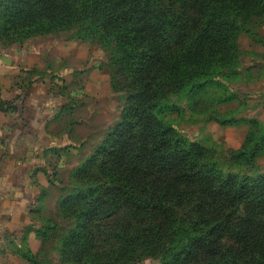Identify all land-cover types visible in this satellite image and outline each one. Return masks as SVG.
I'll return each mask as SVG.
<instances>
[{
  "label": "trees",
  "instance_id": "obj_1",
  "mask_svg": "<svg viewBox=\"0 0 264 264\" xmlns=\"http://www.w3.org/2000/svg\"><path fill=\"white\" fill-rule=\"evenodd\" d=\"M263 24L264 0H0L1 46L62 33L98 43L125 93L58 203L66 225L45 218L37 232L45 244L59 232V264H264V172L253 170L264 122L246 120L243 144L225 157L169 118L183 111L173 97H187L224 125L245 120L217 106L237 99L228 83L240 73L239 36L264 45Z\"/></svg>",
  "mask_w": 264,
  "mask_h": 264
},
{
  "label": "rangeland",
  "instance_id": "obj_2",
  "mask_svg": "<svg viewBox=\"0 0 264 264\" xmlns=\"http://www.w3.org/2000/svg\"><path fill=\"white\" fill-rule=\"evenodd\" d=\"M257 33L264 36V24ZM238 43L240 73L228 83L237 99L218 105L217 110L245 120L224 125L201 114V109L192 110L187 97H173L183 111L169 114L183 133L225 157L243 144L250 128L246 120L264 122V45L247 33H241ZM111 58L110 50L77 40L71 33L0 45V101L14 106L11 112L0 111V144L18 154L15 160L22 162L19 169L15 166V175L29 183L26 193L33 197L28 198L32 223L25 232L0 233V264H59V232L46 244L37 232L45 218L66 225L57 206L76 186L74 169L94 152L122 114L125 93L112 88ZM204 102L202 98L200 104ZM24 153L28 159L22 158ZM254 169L264 172V154ZM9 172L13 177L12 168ZM32 230L38 244L34 250L27 234ZM27 248L33 256L30 261L20 254ZM136 264H159V260L148 258Z\"/></svg>",
  "mask_w": 264,
  "mask_h": 264
},
{
  "label": "crops",
  "instance_id": "obj_3",
  "mask_svg": "<svg viewBox=\"0 0 264 264\" xmlns=\"http://www.w3.org/2000/svg\"><path fill=\"white\" fill-rule=\"evenodd\" d=\"M17 156L18 154L13 153L10 148L4 150L2 144H0V233L2 232V234L9 230L22 235L25 232L24 229H27L32 223L28 198L33 197L26 193L29 183L15 175L18 173L15 166H18L19 169L22 162L21 160H15ZM22 158L28 159L29 154H22ZM26 161L23 162L26 164L28 163ZM10 168L13 169V177L8 175L10 174ZM3 216L6 217L5 220L2 219ZM27 234H29L28 238L32 242L30 246L34 250L38 246L34 241L35 233L32 230Z\"/></svg>",
  "mask_w": 264,
  "mask_h": 264
}]
</instances>
